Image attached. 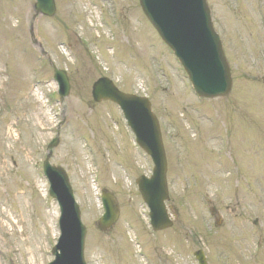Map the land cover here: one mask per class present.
Listing matches in <instances>:
<instances>
[{
    "label": "rangeland",
    "instance_id": "374dc122",
    "mask_svg": "<svg viewBox=\"0 0 264 264\" xmlns=\"http://www.w3.org/2000/svg\"><path fill=\"white\" fill-rule=\"evenodd\" d=\"M34 2L0 0V264L52 260L59 212L41 166L60 122L50 163L73 187L88 264H197V250L208 264H264V0H207L232 88L205 100L137 0H56L53 19L32 20ZM106 13L117 15L105 22ZM31 25L68 74L62 102ZM100 77L150 100L168 165V230L151 231L134 185L150 174V159L119 110L91 99ZM102 190L120 209L107 232L97 228Z\"/></svg>",
    "mask_w": 264,
    "mask_h": 264
},
{
    "label": "water",
    "instance_id": "95a60500",
    "mask_svg": "<svg viewBox=\"0 0 264 264\" xmlns=\"http://www.w3.org/2000/svg\"><path fill=\"white\" fill-rule=\"evenodd\" d=\"M146 18L157 31L162 41L174 52L186 71L199 97H223L231 89L228 65L225 61L218 36L211 27L209 10L205 0H139ZM36 14L51 17L55 13L54 0H36ZM61 98L68 95L66 75L55 70ZM95 102L112 101L117 104L135 135L137 144L151 157L153 170L150 178L137 180L139 192L147 204L150 223L154 230L168 228L171 223L164 205L168 199L166 186L167 164L160 138L159 126L144 98L120 93L105 79H99L92 87ZM57 144L55 140L50 148ZM44 170L52 184L51 195L57 197L62 216V236L54 250L56 260L52 264H84L82 245L85 230L79 223V212L73 201L66 175L46 162ZM104 214L99 228L111 227L118 218V206L113 196L103 192ZM59 250L60 254H56ZM198 264H206L201 251L194 254Z\"/></svg>",
    "mask_w": 264,
    "mask_h": 264
}]
</instances>
